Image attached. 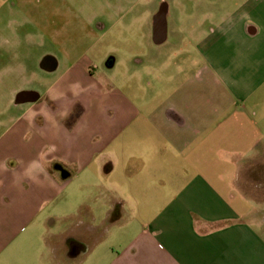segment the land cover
<instances>
[{
  "label": "crops",
  "instance_id": "0c3cea01",
  "mask_svg": "<svg viewBox=\"0 0 264 264\" xmlns=\"http://www.w3.org/2000/svg\"><path fill=\"white\" fill-rule=\"evenodd\" d=\"M227 1L135 16L128 40L179 43L160 66L76 61L2 119L0 264H264L242 190L264 153V0Z\"/></svg>",
  "mask_w": 264,
  "mask_h": 264
},
{
  "label": "rangeland",
  "instance_id": "374dc122",
  "mask_svg": "<svg viewBox=\"0 0 264 264\" xmlns=\"http://www.w3.org/2000/svg\"><path fill=\"white\" fill-rule=\"evenodd\" d=\"M192 1L0 0V132L3 130L2 119L16 113L15 104L21 92L43 95L50 84L76 61L83 65L92 61L99 76L122 74L129 67L139 68L137 61L140 59L143 61L140 65L142 69L147 64L160 66L161 57L177 50L179 43L171 39L162 46H156L153 41L128 40L141 29L139 24L133 25L130 21L135 16L146 17L144 12L147 15L158 12L163 4L174 8L178 2ZM210 1L202 0V7L206 9H201V18L208 17V12L212 11L209 9L212 8ZM237 1L228 0L227 5ZM133 5H137L135 11L124 10L120 13L118 10ZM171 17V24L174 25H171L172 34L173 29H178L175 23L180 15L172 10ZM99 24H107L109 29L112 27L113 33L109 32L107 38L98 40L103 33L99 30ZM208 28L202 27L205 30ZM49 56L59 63V68L53 73L40 67ZM113 60L119 64L109 69L107 61ZM243 173L248 181L242 185V190L252 200L256 222L264 218V153L255 155ZM91 238L92 245L101 240L99 236ZM73 246L77 247V244ZM79 252L80 248L77 252L73 249L72 253ZM95 255H81L71 264H82V261L83 264H95Z\"/></svg>",
  "mask_w": 264,
  "mask_h": 264
},
{
  "label": "water",
  "instance_id": "95a60500",
  "mask_svg": "<svg viewBox=\"0 0 264 264\" xmlns=\"http://www.w3.org/2000/svg\"><path fill=\"white\" fill-rule=\"evenodd\" d=\"M41 67L48 72H54L58 68V61L54 57H46L41 63ZM38 98L39 94L37 92H21L16 104L18 105L27 101L34 102L38 100Z\"/></svg>",
  "mask_w": 264,
  "mask_h": 264
},
{
  "label": "flooded vegetation",
  "instance_id": "af4514ba",
  "mask_svg": "<svg viewBox=\"0 0 264 264\" xmlns=\"http://www.w3.org/2000/svg\"><path fill=\"white\" fill-rule=\"evenodd\" d=\"M73 248H75V249H76L77 247H73Z\"/></svg>",
  "mask_w": 264,
  "mask_h": 264
}]
</instances>
